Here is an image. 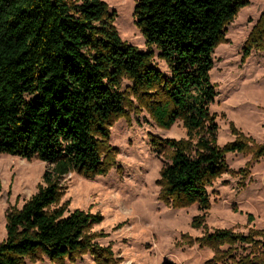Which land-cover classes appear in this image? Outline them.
I'll return each mask as SVG.
<instances>
[{"label":"trees","instance_id":"1","mask_svg":"<svg viewBox=\"0 0 264 264\" xmlns=\"http://www.w3.org/2000/svg\"><path fill=\"white\" fill-rule=\"evenodd\" d=\"M244 5L242 0H137L134 17L147 45L142 52L120 39L102 0H0V154L49 165L43 186L6 215L0 264L43 256L73 263L95 255L91 228L102 217L78 209L65 215L53 205L63 176L76 172L91 178L109 169L115 153L108 144L110 127L127 114L129 96L157 127L169 129L181 120L186 131L187 139L150 137L156 153L170 150L158 181L161 198L177 207L209 209L206 187L228 171L225 153L255 150L244 137L218 148V126L209 113L216 95L208 76L211 56ZM250 36L264 38V15ZM153 48L168 74L153 64ZM123 79L131 82L125 91ZM256 150L255 158L264 148ZM202 221L195 216L191 225L200 228ZM196 241L222 256L220 246L251 242L252 236L214 230Z\"/></svg>","mask_w":264,"mask_h":264},{"label":"rangeland","instance_id":"2","mask_svg":"<svg viewBox=\"0 0 264 264\" xmlns=\"http://www.w3.org/2000/svg\"><path fill=\"white\" fill-rule=\"evenodd\" d=\"M112 26L120 39L146 52L144 36L136 25L137 0H102ZM242 6L225 27L224 41L212 53L208 73L215 97L209 113L218 126L216 146L244 137L251 153L227 152L228 171L206 187L210 207L197 204L177 207L160 196V171L168 164L170 150L156 153L150 137L158 140L187 139L182 121L161 129L129 96L127 114L110 127L108 144L115 149L109 169L91 178L70 172L59 180L60 196L53 208H64L67 215L75 209L102 217L92 225L96 234L95 255L87 253L73 263L95 264H260L264 261V151L255 158L256 148H264V38H251L264 15V0H242ZM153 64L163 74L168 68L153 48ZM122 90L131 82L122 80ZM49 168L37 159L0 154V242L5 238L6 215L18 210L40 186ZM202 217L200 228L192 219ZM214 230H227L235 236H252L250 242H235L219 247L218 256L197 239ZM253 232L252 234H249ZM261 232L262 235H255ZM105 254L109 255L107 258ZM24 264H56L47 257L25 258Z\"/></svg>","mask_w":264,"mask_h":264}]
</instances>
